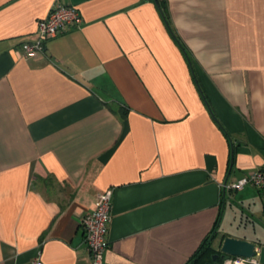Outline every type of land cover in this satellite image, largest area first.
<instances>
[{
    "label": "crops",
    "instance_id": "0c3cea01",
    "mask_svg": "<svg viewBox=\"0 0 264 264\" xmlns=\"http://www.w3.org/2000/svg\"><path fill=\"white\" fill-rule=\"evenodd\" d=\"M55 1L81 26L24 56ZM257 169L264 0H0V264H91L108 188L102 264H187L214 229L264 264L263 193L226 188Z\"/></svg>",
    "mask_w": 264,
    "mask_h": 264
},
{
    "label": "built area",
    "instance_id": "2783aa9c",
    "mask_svg": "<svg viewBox=\"0 0 264 264\" xmlns=\"http://www.w3.org/2000/svg\"><path fill=\"white\" fill-rule=\"evenodd\" d=\"M82 16L79 10L71 5L55 1L45 18L37 22V29L32 41L24 42L20 48L24 56H34L44 51L45 42L59 34L79 28ZM246 185L262 191L264 196V171H256L242 176L235 183L226 185V188L241 190ZM112 188L96 196L95 205L91 212L86 213L81 219L84 241L89 252L91 264H102L103 254L108 246L107 234L111 221ZM30 264H43L41 253L33 257ZM222 264H257L254 257H227Z\"/></svg>",
    "mask_w": 264,
    "mask_h": 264
},
{
    "label": "water",
    "instance_id": "95a60500",
    "mask_svg": "<svg viewBox=\"0 0 264 264\" xmlns=\"http://www.w3.org/2000/svg\"><path fill=\"white\" fill-rule=\"evenodd\" d=\"M219 251L221 257H242V258H252L255 256L254 244L240 240L233 237H225L220 245ZM217 255H213L212 262H206L205 264H217Z\"/></svg>",
    "mask_w": 264,
    "mask_h": 264
},
{
    "label": "trees",
    "instance_id": "16d2710c",
    "mask_svg": "<svg viewBox=\"0 0 264 264\" xmlns=\"http://www.w3.org/2000/svg\"><path fill=\"white\" fill-rule=\"evenodd\" d=\"M183 53H185L184 50ZM124 114L125 112L121 111V116H123ZM215 236L216 233L214 229L211 235H209V237L205 239V241L202 243L197 253L190 259V261L187 264H205L206 262H212V257L215 254L217 255L216 258L217 264H221L225 258L229 257V256H225L224 258H222L219 249L212 248L211 241Z\"/></svg>",
    "mask_w": 264,
    "mask_h": 264
},
{
    "label": "rangeland",
    "instance_id": "374dc122",
    "mask_svg": "<svg viewBox=\"0 0 264 264\" xmlns=\"http://www.w3.org/2000/svg\"><path fill=\"white\" fill-rule=\"evenodd\" d=\"M236 223H237V221L235 222V224H236ZM219 232H220V231H219ZM216 245H217V244L215 243L214 246H213L212 248H215ZM221 264H222V263H221Z\"/></svg>",
    "mask_w": 264,
    "mask_h": 264
}]
</instances>
